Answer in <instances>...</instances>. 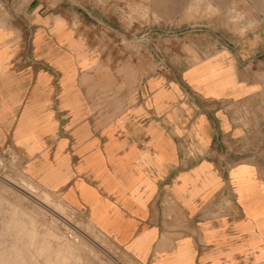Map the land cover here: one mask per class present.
Listing matches in <instances>:
<instances>
[{
	"label": "crops",
	"instance_id": "crops-1",
	"mask_svg": "<svg viewBox=\"0 0 264 264\" xmlns=\"http://www.w3.org/2000/svg\"><path fill=\"white\" fill-rule=\"evenodd\" d=\"M0 1V153L139 264H264V0L233 1L254 29L141 81L87 58L63 0Z\"/></svg>",
	"mask_w": 264,
	"mask_h": 264
},
{
	"label": "rangeland",
	"instance_id": "rangeland-1",
	"mask_svg": "<svg viewBox=\"0 0 264 264\" xmlns=\"http://www.w3.org/2000/svg\"><path fill=\"white\" fill-rule=\"evenodd\" d=\"M233 1L63 0L62 12L78 33L87 58L95 56L101 65L104 61L117 68L116 72L121 65L141 81L210 56L217 44H229L257 27L251 11ZM21 5H14L19 15ZM7 13L0 1L3 26ZM22 26L23 21L16 19L15 27ZM27 39L23 33L15 36L16 43ZM46 192L26 173L16 150L4 147L0 153V264H139L100 233L85 211L72 209L59 194L47 192L49 207L34 198L42 201Z\"/></svg>",
	"mask_w": 264,
	"mask_h": 264
},
{
	"label": "bare ground",
	"instance_id": "bare-ground-1",
	"mask_svg": "<svg viewBox=\"0 0 264 264\" xmlns=\"http://www.w3.org/2000/svg\"><path fill=\"white\" fill-rule=\"evenodd\" d=\"M46 191H47V190H46ZM47 192H48V191H47ZM47 192L45 193L44 199H42V201H41L40 199H38L36 196H35V197L33 196V197H34L35 199H37L41 204H42V203L44 204V202H45V205L48 206L47 203L49 202V204H50V201H49V200H50V199H49V196H50V195L48 196L49 193L47 194ZM48 207H49V206H48ZM53 211H54V210H53ZM73 231H74V230H73ZM65 235H66V234H65ZM71 235H72V234H71ZM66 236H67V235H66ZM74 236H75V235H74ZM74 239H75V237H74ZM70 240H71V239H70ZM74 241H75V240H74ZM76 241H77V240H76ZM74 243H75V242H74ZM78 243H79V241H78ZM85 246H87V245H85ZM83 247H84V246H83ZM85 248H86V247H85Z\"/></svg>",
	"mask_w": 264,
	"mask_h": 264
}]
</instances>
